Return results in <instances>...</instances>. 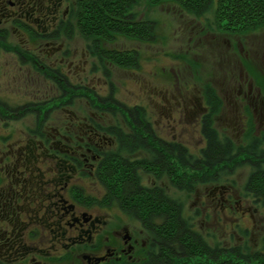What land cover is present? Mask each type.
Here are the masks:
<instances>
[{"label":"flooded vegetation","instance_id":"af4514ba","mask_svg":"<svg viewBox=\"0 0 264 264\" xmlns=\"http://www.w3.org/2000/svg\"><path fill=\"white\" fill-rule=\"evenodd\" d=\"M99 1L0 0V50L16 56L21 69L40 73L56 90V96L44 101L52 102L47 109L41 103L31 112L0 107V125L28 116L33 124L20 134L0 128V264H137L139 252L155 240L147 229L155 218L149 217L148 226L138 218L145 227L138 235L131 227L137 223L136 210L123 207L112 188L122 186L130 193L127 189L138 183L149 195L168 196L166 189L183 178L186 168L193 172H187L190 176H200L204 152L209 151V166L216 161L206 137L208 125L225 143L231 167H249L250 178L264 171V73L257 72L258 80L249 77L242 43L249 33L217 25L209 29L224 36L227 62L234 63L222 89L216 83L192 92L181 86L184 90L175 87V95L172 82L160 78L155 96L153 83L133 76L141 89L129 105L118 98L115 79L120 72L131 78L142 71V52L119 48L118 40L148 48L153 44L151 28L147 41L120 34L109 35L111 40L93 39L79 30V23L94 22L90 10ZM126 19L152 24L143 16ZM75 29L85 42L82 54L69 47L78 36ZM115 52L126 54L132 64L115 63ZM45 58L51 60L46 63ZM196 136L204 143L193 151L194 144L188 142ZM214 177V172L209 174ZM144 178L148 187L142 184ZM197 185L193 191L199 195ZM208 188L211 210L218 199L224 213L233 204L242 207L232 187ZM116 202L123 212L135 215L133 222L121 223L112 213Z\"/></svg>","mask_w":264,"mask_h":264},{"label":"rangeland","instance_id":"374dc122","mask_svg":"<svg viewBox=\"0 0 264 264\" xmlns=\"http://www.w3.org/2000/svg\"><path fill=\"white\" fill-rule=\"evenodd\" d=\"M214 9L215 3H212V7L204 15H195L174 4H156L150 0H139L131 10L138 14V17L143 16L144 20H152V23H155L158 36L148 48L149 45L145 46L142 43L118 40L119 48L124 46L142 52V71L136 72L131 78L126 73L120 72L115 79L120 101L129 105L135 104L136 96L140 94L141 88L135 86L133 76L138 77L137 80L142 79L146 83L148 82L149 86L153 83L151 88L154 90L155 96V91H160L159 84H156L160 78L165 81L169 79L172 82L169 87L173 89L170 91H174V93H176L175 87L178 91L180 88L184 90L181 87L184 86L192 92L195 89L201 90L205 84L214 83L218 89H222L224 78L233 68L234 63L227 62L226 47L224 46L227 43L223 42L224 36L218 35L216 32H209V29L216 28ZM75 32L78 36L73 38L69 47L72 48V51L82 54L85 42L78 30ZM248 33V37L242 43L249 57V77L258 80L255 76L257 75L260 79L261 75H258L257 72L264 73V26ZM218 39H221V45L214 42ZM5 52L0 50V103L7 106L8 110H4L5 107L1 104L0 107L3 111L31 112L35 111L33 107L36 104L41 103V109H47L52 102L45 103L44 101L56 96V90L51 87L50 81L39 75L40 73H35L27 68L21 69L17 57ZM50 60L45 58L46 63ZM236 72L239 73L237 69ZM152 115L157 119L160 117L155 110ZM163 122L166 120L163 119ZM9 124V126L1 124L0 128L20 134V131L33 127L31 116L18 122L11 120ZM221 124L219 123L218 127L223 134V121ZM192 125L194 126V123ZM203 143L198 136L194 139L190 138L188 142L190 145L194 144L193 151ZM231 169L233 170L231 171ZM185 171L193 173L188 168ZM227 171L230 174H221L218 182L197 185L195 189H199V195L196 190L188 192L171 186L166 189L167 195L182 205V213L186 216L187 221L208 242L213 245L219 243L222 248L226 249L239 248L244 255H252L264 246V206L262 203H257L256 199L246 191V184L252 174L249 167L235 166V168L230 167ZM205 172L203 171L201 174ZM142 184L146 187L149 186L147 178L142 179ZM212 185L232 187L234 195L241 196L237 201L241 202L242 207L237 208L239 205L233 204L232 208H228V211L224 213L221 211L223 201L218 199L215 202L216 209L211 210L206 195L212 189L208 187ZM112 210V213L119 216L121 223L133 222L136 218L134 214L129 215L119 209L118 202ZM136 219V226L134 223L131 227H135L137 234L140 235L141 230H145V227L138 217ZM161 221L162 218L156 219L158 223ZM142 237L146 240L147 233L142 232Z\"/></svg>","mask_w":264,"mask_h":264},{"label":"trees","instance_id":"16d2710c","mask_svg":"<svg viewBox=\"0 0 264 264\" xmlns=\"http://www.w3.org/2000/svg\"><path fill=\"white\" fill-rule=\"evenodd\" d=\"M150 1L156 4L177 3L184 11L195 15H204L212 7V3H215L214 23L225 30L243 33L264 26V0ZM138 2L139 0H100L90 10L95 17L94 22L86 25L80 21L79 30L82 33L93 34L95 40H111L109 35L120 34L147 41L151 28L154 42L158 36L154 22L152 24L144 21L130 23L126 19L129 16L138 17V14L131 10ZM112 60L119 65L132 64L129 57L123 53H113ZM207 89L212 91L210 86ZM206 137L216 156L215 166L207 164L210 160L209 151L204 152L205 164L199 165L200 176H190L185 173L182 179L178 178L172 182L174 187L191 192L193 185L207 184L210 181L218 182L221 174H230L227 171L231 167L228 162L230 153H226L225 143H221L210 125L207 126ZM203 171L206 172L201 174ZM213 172L214 179L209 178V174ZM112 190L120 196L123 207L136 210L137 217L145 226H148L150 216L155 218L154 223H151L152 226L147 227L152 230L155 240H152L150 247L139 252L140 261L137 264H264V252L258 251L252 255H244L239 248L226 249L219 243L213 245L208 242L187 221L182 213V205L168 196L149 195L138 183L134 184V188L127 190L130 193H126L122 186H114ZM246 191L252 193L256 202L264 206V171L255 172L252 175L246 184ZM157 218H162L161 223L156 222Z\"/></svg>","mask_w":264,"mask_h":264}]
</instances>
